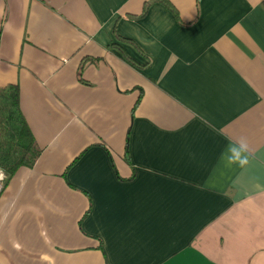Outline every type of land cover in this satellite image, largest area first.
I'll return each instance as SVG.
<instances>
[{
	"label": "crops",
	"instance_id": "1",
	"mask_svg": "<svg viewBox=\"0 0 264 264\" xmlns=\"http://www.w3.org/2000/svg\"><path fill=\"white\" fill-rule=\"evenodd\" d=\"M170 2L0 0V264H264V0Z\"/></svg>",
	"mask_w": 264,
	"mask_h": 264
},
{
	"label": "trees",
	"instance_id": "2",
	"mask_svg": "<svg viewBox=\"0 0 264 264\" xmlns=\"http://www.w3.org/2000/svg\"><path fill=\"white\" fill-rule=\"evenodd\" d=\"M152 1L174 8L170 0ZM42 152L21 110L19 85L0 87V167L7 175L4 187L21 168H33Z\"/></svg>",
	"mask_w": 264,
	"mask_h": 264
},
{
	"label": "clouds",
	"instance_id": "3",
	"mask_svg": "<svg viewBox=\"0 0 264 264\" xmlns=\"http://www.w3.org/2000/svg\"><path fill=\"white\" fill-rule=\"evenodd\" d=\"M246 143L241 141L238 147H233L231 149L232 157L230 158V163L239 162L241 166L247 164V157L242 155L246 151Z\"/></svg>",
	"mask_w": 264,
	"mask_h": 264
},
{
	"label": "built area",
	"instance_id": "4",
	"mask_svg": "<svg viewBox=\"0 0 264 264\" xmlns=\"http://www.w3.org/2000/svg\"><path fill=\"white\" fill-rule=\"evenodd\" d=\"M7 179V175L6 173L3 171V169L0 167V193L2 192V190L4 189V184L6 182ZM1 239H0V246H1Z\"/></svg>",
	"mask_w": 264,
	"mask_h": 264
}]
</instances>
